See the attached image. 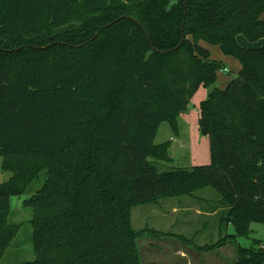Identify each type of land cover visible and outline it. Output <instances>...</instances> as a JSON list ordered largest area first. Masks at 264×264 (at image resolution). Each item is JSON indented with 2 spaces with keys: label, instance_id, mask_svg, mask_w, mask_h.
Masks as SVG:
<instances>
[{
  "label": "trees",
  "instance_id": "1",
  "mask_svg": "<svg viewBox=\"0 0 264 264\" xmlns=\"http://www.w3.org/2000/svg\"><path fill=\"white\" fill-rule=\"evenodd\" d=\"M264 0H0V263L20 229L11 199L43 186L32 208L35 258L16 264H141L132 209L160 197L219 191L235 264H264ZM239 60L225 65L206 44ZM211 161L159 170L199 88Z\"/></svg>",
  "mask_w": 264,
  "mask_h": 264
},
{
  "label": "rangeland",
  "instance_id": "2",
  "mask_svg": "<svg viewBox=\"0 0 264 264\" xmlns=\"http://www.w3.org/2000/svg\"><path fill=\"white\" fill-rule=\"evenodd\" d=\"M238 40L243 45L255 43L248 41L244 35H239ZM207 45L212 58L222 61L228 69V71L220 70L218 72V80L215 84L224 88L231 79L238 75V60L231 55H225L218 45ZM199 109V105L193 100L190 110L184 112L187 118L183 117L185 120L180 121L181 126L178 133L170 124L162 123L155 140L158 143L171 142L168 152L171 159L170 161L155 160L159 170L192 168L210 163V138L202 132V126H200L199 117H197ZM2 162L3 157L0 156V182L11 177V172L3 170ZM40 175V178L30 185V192L22 196H14L11 199L12 213L9 221L19 224L20 229L0 264H16L32 260L36 256L32 238V208L24 207L23 200L29 198L43 186L47 172ZM201 197L208 199L205 201V198L202 200ZM219 197V191L212 186H206L197 189L193 195L160 197L156 202L135 206L131 216L133 228L136 231H144L137 239L141 264H188L189 262L192 264H226L223 259L228 258L229 254L226 255L225 249L222 247H231L237 251L235 245L226 241L209 251L208 244L218 242L226 233H235L233 226L229 225L224 231H220V215L223 211L221 209L213 216L198 214L199 211L210 212L219 208ZM173 206H176L180 211L173 212ZM251 229L250 237L238 238V242L245 247L251 246L253 238L264 239V223L253 222ZM176 248L190 250L191 261L178 259L174 255ZM217 261L219 262L217 263Z\"/></svg>",
  "mask_w": 264,
  "mask_h": 264
},
{
  "label": "crops",
  "instance_id": "3",
  "mask_svg": "<svg viewBox=\"0 0 264 264\" xmlns=\"http://www.w3.org/2000/svg\"><path fill=\"white\" fill-rule=\"evenodd\" d=\"M239 41V40H238ZM240 43V42H239ZM244 43V42H243ZM242 44V43H241ZM243 45V44H242ZM246 45V44H245ZM244 45V46H245ZM262 45H264V37L263 38H261V40H259V41H256L255 43H249V44H247V46H251V47H261ZM206 46L208 47V49L210 50V48H209V46L206 44ZM211 52V51H210ZM211 58H212V55H211ZM235 58V57H234ZM236 59V58H235ZM218 60V59H217ZM238 60V59H237ZM238 66H239V70H240V68H241V64H240V62H239V60H238ZM226 67V66H225ZM221 88V87H220ZM212 89V87H208V88H206V87H204V86H201L200 88H199V90H198V92H197V94L193 97V99H192V102H193V100H195V102L200 106V102L202 101V100H204V99H206L207 97H208V95H209V93H210V90ZM183 117H185V118H187V115H184V114H182L181 115V117H180V121H182L183 119L185 120V118H183ZM197 117H199V112H198V116ZM196 191V190H195ZM194 191V192H195ZM194 192L192 193V194H190V195H193L194 194ZM202 198V200L205 198V201L208 199L207 197H201ZM157 201V200H156ZM219 209H222L221 207H219V208H217V209H214V210H212V211H210V212H208V211H203V212H198V214H200V215H206V216H213V215H216L217 213H218V211H219ZM180 210L176 207V206H173V212H179ZM184 211H188V210H184ZM232 226V225H231ZM222 248H224L225 249V254L226 255H228V258H225V259H223L224 260V263H226V264H235L234 262H235V260H236V256H237V252L235 251V250H233L231 247H228V248H226L225 246L224 247H222ZM190 250H185V249H182V248H176L175 250H174V255L178 258V259H180V260H186V261H191V256H190V252H189ZM210 253V252H209ZM210 255V254H209ZM190 257L189 259L187 258V257ZM210 257V256H209ZM222 258V257H221ZM219 259V258H218ZM219 261H217V263H218ZM188 264H192L191 262H189Z\"/></svg>",
  "mask_w": 264,
  "mask_h": 264
},
{
  "label": "water",
  "instance_id": "4",
  "mask_svg": "<svg viewBox=\"0 0 264 264\" xmlns=\"http://www.w3.org/2000/svg\"><path fill=\"white\" fill-rule=\"evenodd\" d=\"M203 134H207V129L205 127H202Z\"/></svg>",
  "mask_w": 264,
  "mask_h": 264
},
{
  "label": "built area",
  "instance_id": "5",
  "mask_svg": "<svg viewBox=\"0 0 264 264\" xmlns=\"http://www.w3.org/2000/svg\"><path fill=\"white\" fill-rule=\"evenodd\" d=\"M223 70H224V71H228V69H227V68H224Z\"/></svg>",
  "mask_w": 264,
  "mask_h": 264
}]
</instances>
